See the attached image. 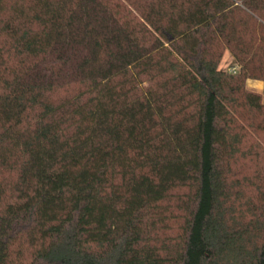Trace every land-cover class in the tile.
<instances>
[{
	"label": "trees",
	"instance_id": "16d2710c",
	"mask_svg": "<svg viewBox=\"0 0 264 264\" xmlns=\"http://www.w3.org/2000/svg\"><path fill=\"white\" fill-rule=\"evenodd\" d=\"M250 80L264 0H0V264H264Z\"/></svg>",
	"mask_w": 264,
	"mask_h": 264
},
{
	"label": "rangeland",
	"instance_id": "374dc122",
	"mask_svg": "<svg viewBox=\"0 0 264 264\" xmlns=\"http://www.w3.org/2000/svg\"><path fill=\"white\" fill-rule=\"evenodd\" d=\"M235 65H236L235 61L230 55V53L226 52L221 62L220 69L229 71L230 69L234 68ZM247 85L250 90L262 94V102L264 104V93H263L264 84L262 82L250 80L248 81Z\"/></svg>",
	"mask_w": 264,
	"mask_h": 264
},
{
	"label": "built area",
	"instance_id": "2783aa9c",
	"mask_svg": "<svg viewBox=\"0 0 264 264\" xmlns=\"http://www.w3.org/2000/svg\"><path fill=\"white\" fill-rule=\"evenodd\" d=\"M229 72L235 74L236 73V69L232 68V69L229 70Z\"/></svg>",
	"mask_w": 264,
	"mask_h": 264
}]
</instances>
